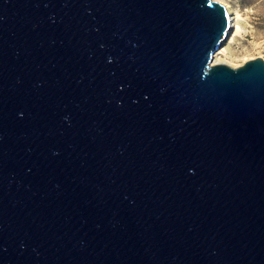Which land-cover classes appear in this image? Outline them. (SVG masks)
I'll list each match as a JSON object with an SVG mask.
<instances>
[{"label":"water","instance_id":"95a60500","mask_svg":"<svg viewBox=\"0 0 264 264\" xmlns=\"http://www.w3.org/2000/svg\"><path fill=\"white\" fill-rule=\"evenodd\" d=\"M214 0H0V264H264V61L212 64Z\"/></svg>","mask_w":264,"mask_h":264},{"label":"rangeland","instance_id":"374dc122","mask_svg":"<svg viewBox=\"0 0 264 264\" xmlns=\"http://www.w3.org/2000/svg\"><path fill=\"white\" fill-rule=\"evenodd\" d=\"M215 1V0H214ZM238 10L241 33L230 44L227 61L242 66L245 62L260 58L264 61V0H219L216 1Z\"/></svg>","mask_w":264,"mask_h":264},{"label":"bare ground","instance_id":"6f19581e","mask_svg":"<svg viewBox=\"0 0 264 264\" xmlns=\"http://www.w3.org/2000/svg\"><path fill=\"white\" fill-rule=\"evenodd\" d=\"M225 8L230 16V29L228 31L226 39L221 43L220 49L213 56L212 64H225L230 67H233L234 65L227 61V56L229 55L228 53L230 50V44L233 42L235 37H237L242 31L240 25L242 18L237 9L230 8L226 5Z\"/></svg>","mask_w":264,"mask_h":264}]
</instances>
